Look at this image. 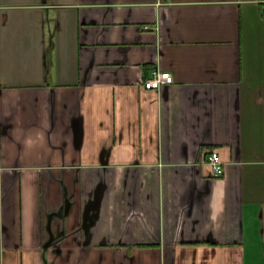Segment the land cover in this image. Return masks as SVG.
<instances>
[{"label": "crops", "instance_id": "0c3cea01", "mask_svg": "<svg viewBox=\"0 0 264 264\" xmlns=\"http://www.w3.org/2000/svg\"><path fill=\"white\" fill-rule=\"evenodd\" d=\"M0 264H264V0H0Z\"/></svg>", "mask_w": 264, "mask_h": 264}, {"label": "built area", "instance_id": "2783aa9c", "mask_svg": "<svg viewBox=\"0 0 264 264\" xmlns=\"http://www.w3.org/2000/svg\"><path fill=\"white\" fill-rule=\"evenodd\" d=\"M174 75L166 70L154 69L151 72V76L143 80L145 89H159L163 85H168L174 83ZM207 161L214 168L217 176H222L225 171L224 163L218 151L213 150L209 153Z\"/></svg>", "mask_w": 264, "mask_h": 264}]
</instances>
